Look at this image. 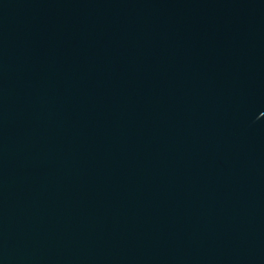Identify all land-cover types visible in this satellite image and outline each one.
I'll list each match as a JSON object with an SVG mask.
<instances>
[{
    "label": "water",
    "instance_id": "1",
    "mask_svg": "<svg viewBox=\"0 0 264 264\" xmlns=\"http://www.w3.org/2000/svg\"><path fill=\"white\" fill-rule=\"evenodd\" d=\"M0 264H264V0H0Z\"/></svg>",
    "mask_w": 264,
    "mask_h": 264
}]
</instances>
